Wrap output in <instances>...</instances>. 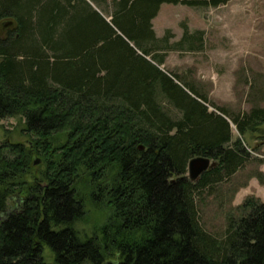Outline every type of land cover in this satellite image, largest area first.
Listing matches in <instances>:
<instances>
[{
	"label": "trees",
	"instance_id": "16d2710c",
	"mask_svg": "<svg viewBox=\"0 0 264 264\" xmlns=\"http://www.w3.org/2000/svg\"><path fill=\"white\" fill-rule=\"evenodd\" d=\"M228 1L0 0V22H15L0 33V121L21 118L30 138L0 144V264H264V201L247 197L221 237L197 203L252 158L232 123L261 133L264 107L211 111L158 65L174 47L154 29L163 3ZM193 36L181 47H200ZM196 156L217 164L192 181ZM82 174L110 211L92 235L76 227Z\"/></svg>",
	"mask_w": 264,
	"mask_h": 264
},
{
	"label": "rangeland",
	"instance_id": "374dc122",
	"mask_svg": "<svg viewBox=\"0 0 264 264\" xmlns=\"http://www.w3.org/2000/svg\"><path fill=\"white\" fill-rule=\"evenodd\" d=\"M8 21L0 22V33L12 26ZM153 24L157 35L174 45L171 49L159 50L165 55L159 67L176 82L186 85L188 92L196 90L206 95L211 111L224 107L234 114L253 106L264 107V0H230L218 7L163 3ZM186 30L194 35L191 41L201 43L200 47L191 49L188 41L181 47L179 41ZM199 31L201 40L197 38ZM146 57L156 63L152 55ZM159 99L173 117L181 115L162 95ZM23 127V120L18 117L1 120L0 144L27 143L30 138L22 133ZM232 129L233 139L241 137L252 158L214 190H204L197 200L202 225L218 237L224 235L228 217L240 214L238 208L247 197L264 201V129L245 136L238 133L234 123ZM256 144L258 148L254 150L252 146ZM78 185L86 203V214L76 227L81 235H92L106 222L110 211L93 203L85 174ZM48 253L46 247L45 254ZM46 259L52 261L48 256Z\"/></svg>",
	"mask_w": 264,
	"mask_h": 264
},
{
	"label": "water",
	"instance_id": "95a60500",
	"mask_svg": "<svg viewBox=\"0 0 264 264\" xmlns=\"http://www.w3.org/2000/svg\"><path fill=\"white\" fill-rule=\"evenodd\" d=\"M7 22V24L15 25V22L11 19ZM210 157L206 156H196L189 160L188 163V175L192 181H197L201 174L205 172L207 169L215 166L217 163L215 160H212ZM38 163V160L36 161Z\"/></svg>",
	"mask_w": 264,
	"mask_h": 264
},
{
	"label": "crops",
	"instance_id": "0c3cea01",
	"mask_svg": "<svg viewBox=\"0 0 264 264\" xmlns=\"http://www.w3.org/2000/svg\"><path fill=\"white\" fill-rule=\"evenodd\" d=\"M258 196H261L260 194H257ZM262 197V196H261Z\"/></svg>",
	"mask_w": 264,
	"mask_h": 264
}]
</instances>
